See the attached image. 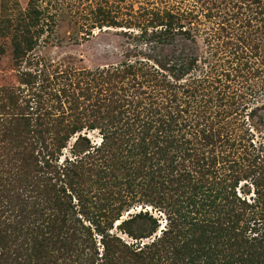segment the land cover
I'll return each instance as SVG.
<instances>
[{
	"label": "rangeland",
	"instance_id": "obj_1",
	"mask_svg": "<svg viewBox=\"0 0 264 264\" xmlns=\"http://www.w3.org/2000/svg\"><path fill=\"white\" fill-rule=\"evenodd\" d=\"M156 13L174 15L177 19L173 21L182 29L171 30L166 37L161 35L164 28L158 26ZM20 15L36 32V44L16 66L9 37H0V87L12 90L17 105L30 114L33 122L37 114L50 112L45 122L64 117L66 123H72L76 120L69 116L73 98L79 101L75 112L80 113L79 124L84 127L51 158L55 169L44 168L38 174L46 176L57 190L63 187L66 194H71V199L66 197L71 204L68 215L80 218L88 227L91 225L84 215H93L91 207L99 201L88 192V187L95 179L104 183L96 174L107 164L102 158L106 149L102 148L99 153L94 149L102 144L103 135L111 127H105V122L93 115L88 116L89 111L82 108L99 98L118 95L134 103L141 102L142 108L137 112L145 114L155 97L159 98L157 103L166 105L170 102L162 98L176 97L184 106V90L201 84L202 91L196 87L199 108L193 112L188 107V113H181L179 121L185 125L183 133L196 142L201 139L200 130L209 129L215 137L222 128L230 131L229 144L213 141L201 152L206 161L215 160L216 180L222 182L218 185H231L229 191L249 205L245 213L251 220L250 228L239 221L241 233L243 231L247 239L264 234V0H0V19H16ZM125 69L134 70L135 74L126 73L125 78L115 79L109 85L95 83H103L101 78L109 77L111 72L121 74ZM27 74L33 78L29 84L20 80ZM163 82L175 88L171 90V98L170 90L163 91L159 85ZM3 103L8 105L4 111L0 108L4 117L8 112H19L9 101L4 99ZM91 124L96 128L90 129ZM133 130L125 131L130 134ZM134 137L138 138L135 134ZM45 154L39 155V166L45 165ZM5 155L0 151V171L12 167L4 164ZM231 161L237 165L232 167ZM185 166L177 171H183ZM72 167L83 180L81 185L85 192L81 196L86 202L82 198L79 202L77 194L70 191L69 176L73 173L68 176L66 172ZM156 168L159 171L160 164L152 167ZM177 171L171 173L176 176ZM115 173L120 180L113 184L116 186L114 206L124 204L120 220H114L113 227L106 229V233L136 248L155 240L160 251L156 264H202L204 253L214 247L204 236L207 223L220 220V225L226 226L229 221L228 215H218L209 206L218 196L226 205L224 196L212 190L199 193L191 201L184 202L175 196L170 201L168 192L163 196L152 194L153 188L138 180L130 187L132 178L125 181L124 172ZM235 174L234 180L229 182ZM5 183L0 181V191L9 192L11 199L22 192L18 182ZM24 198L26 209L32 214L35 200L31 195ZM182 207L192 211L186 223L176 212ZM36 209L40 206L36 205ZM50 214L52 210L45 211V215ZM4 215L9 216L11 212ZM136 215L143 216L132 225L133 230L140 235L154 232L152 236L133 239L118 229L122 221ZM190 225L195 228L188 230ZM90 227L102 254V236L96 233V226ZM179 233H183L182 237ZM174 238L178 241L176 247L189 250L191 254L173 256ZM226 240L231 244V240ZM223 244L221 241L218 248Z\"/></svg>",
	"mask_w": 264,
	"mask_h": 264
},
{
	"label": "trees",
	"instance_id": "obj_2",
	"mask_svg": "<svg viewBox=\"0 0 264 264\" xmlns=\"http://www.w3.org/2000/svg\"><path fill=\"white\" fill-rule=\"evenodd\" d=\"M165 14L156 13L155 19L160 22L158 26L164 28V33L161 35L166 37L171 30L182 29V27L173 21L177 17L170 13ZM111 25L121 27L117 24L111 23ZM35 33L25 22L23 15L16 19L7 17L0 19V37H9L16 66L17 62L22 61L26 54L33 50L36 44ZM111 73L109 77L100 79L103 83H98L99 81L95 83L98 86L105 83L109 85L115 79L125 78L126 73L135 74V71L125 69L122 71L123 74ZM32 79L29 74L20 77L21 82L26 84L31 83ZM159 85L162 86L163 91L170 90L168 93L171 98L173 94L171 90L175 88L165 82ZM198 85L184 90L186 98V101L182 102L184 106L179 104L176 97L171 100L162 98L167 101L166 103L170 102V105L157 103L159 98L155 97L145 114L141 113L142 111L137 112L138 108H142L141 102L134 103L118 95L116 98L104 96L105 99L99 98L92 105L90 103L86 108H82L85 112L89 111L88 116L93 115L105 122V127H111L103 135L102 144L94 149L97 153L102 148L106 149L102 158L107 164L103 165L105 169L100 168L96 174V178L103 179L104 183L101 184L95 179L88 187V192L99 201V204L91 207L93 215H84L91 224L89 227L80 218L68 215L71 204L66 201V197L71 199V194H66L63 187L57 190L45 175V177L38 175L44 168L46 170L54 168L50 162L51 158L55 153L61 152L67 146L71 136L84 127L79 124L80 113L75 112V109L79 107V101L73 98L71 105L73 110L69 116H73L76 120L72 123H66L64 117L49 119V122H45L46 117L50 118L48 117L50 112L37 114L33 122L30 114L24 113L23 109L17 105L12 90L7 89L8 87H0V108H3V111L8 109V105L3 103L4 99L12 104L13 109L19 108L18 113H5L6 117L0 112V151L6 153L4 164L12 166L8 170L0 171V181L3 184H6V181L9 183L13 181L14 184L18 182L19 186H22V192L17 198L13 195L11 199L9 192L0 191V264H97V262L99 264H156V257L159 256L160 251L156 248L155 240L144 244L142 248H136L127 245L121 238L106 233V229L113 227L114 220H120V212L124 204L121 202L120 205L114 206L116 195L114 187L116 186L113 184L119 183L120 180L115 171L124 172L127 178L125 181L132 178L130 184L127 183L130 187L135 180H138L152 187V194L163 196L168 192L170 201L174 200L173 196L185 202L193 200V197L198 196L199 193L212 190L216 191L215 193H221L226 200V205L219 201L221 197L216 196V199L210 201L209 206L213 207L216 213H219L218 215H228L229 221L226 226L220 225V220H209L207 223V229L203 230L204 236L207 241L214 243V247L204 253L202 264H210V261L211 264H264V234L247 239L243 231L241 233L239 230L241 228L239 221H244V224L250 228L251 220L246 218L245 213L249 205L229 191L228 187L231 185H218L222 182L216 180L217 172L213 170L215 160L206 161L201 152L213 141L229 144L230 131L222 128L215 137L209 129L200 130L198 133L201 134V139L196 142L183 133L185 125L179 121L181 113H188V107L193 112L199 108L197 104L199 89L196 87L201 89V84ZM130 106H133L134 110H131ZM117 124H120V127L117 128ZM196 126L198 127L197 123ZM88 127L96 128L94 124ZM132 127H136V130ZM125 130H133V132L128 134ZM134 134L138 138H135ZM233 144L232 140L231 145ZM42 152L46 153L47 159L45 165L39 166L38 157ZM185 163L188 166H185ZM80 164L75 165L80 166ZM156 164H160L159 171L157 168L152 169ZM230 165L233 167L237 163L231 161ZM184 166L183 171H177ZM174 171L178 172L176 176L171 173ZM66 173L68 176L73 173V176H69L70 191L77 194L79 202L81 198L86 202L81 196L85 190L82 189L83 180L80 174L76 172L75 167L70 168ZM236 175H232L229 182H232ZM6 188L9 187L6 186ZM29 195L35 200L32 214L27 211V201L24 198H28ZM37 197L39 200L36 201ZM36 205L40 206V209L34 210ZM46 210H52V214L45 215ZM7 212H11V215H7L8 217L4 215ZM176 212L186 223L188 214L192 211L182 207ZM142 216L136 215L122 221L118 229L133 239L152 236L154 232L140 235L138 231L133 230L132 225ZM92 225L96 226L98 231L95 230L96 233L102 236L101 243L104 247L102 254L99 253L93 238L90 227ZM190 226L188 230L195 228L194 225ZM165 233L166 231L163 234ZM183 233H179V236L182 237ZM226 239L231 240V244L227 243ZM189 241L190 239L187 243ZM221 241L225 244L219 249L218 245ZM176 243H178L177 238H174L172 241L174 247L172 246L171 251L173 256L179 258L190 253L189 250L176 247ZM234 244L237 245L236 248ZM191 262H194L192 258Z\"/></svg>",
	"mask_w": 264,
	"mask_h": 264
}]
</instances>
